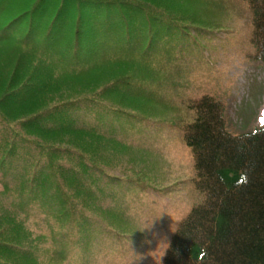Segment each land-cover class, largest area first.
<instances>
[{
	"label": "trees",
	"instance_id": "16d2710c",
	"mask_svg": "<svg viewBox=\"0 0 264 264\" xmlns=\"http://www.w3.org/2000/svg\"><path fill=\"white\" fill-rule=\"evenodd\" d=\"M224 1L0 0V264L114 262L137 207L104 206L98 180L122 199L165 190L141 174L170 146L189 151L192 193L158 213L160 264H264V124L233 134L215 92L172 98L199 81ZM241 1L264 61V0Z\"/></svg>",
	"mask_w": 264,
	"mask_h": 264
},
{
	"label": "rangeland",
	"instance_id": "374dc122",
	"mask_svg": "<svg viewBox=\"0 0 264 264\" xmlns=\"http://www.w3.org/2000/svg\"><path fill=\"white\" fill-rule=\"evenodd\" d=\"M220 8L228 16L226 18L228 21L221 29L214 30L211 35H205L203 39H200L205 49L202 72L196 71V78L199 81L195 82L191 79V85L185 90H176L172 98L173 103L184 106L183 101L194 98L203 90L209 93L215 92L224 102L227 128L233 133H240L250 130L264 120V63L258 60L250 45V11L246 4L241 0H225L221 7L207 8L213 10L205 9L204 11L217 16L220 14ZM207 59L209 63L206 62ZM196 69H198L196 66H191L189 72H186V69L183 72L193 78ZM81 83L83 87L88 85L87 81ZM182 110L185 111V106ZM167 132L173 131L167 130ZM173 140L177 142L176 139L169 142ZM169 148L167 152L164 151L166 156L163 157L152 153L150 160H153L155 165L150 167V160L146 162L142 169L145 171L141 176L144 177L142 180L144 184L146 181L149 183L154 181L161 183L164 187H168L170 182L177 180L180 183L175 189L180 191L173 195L166 194V190L169 189L163 190L157 187L154 190L148 189L149 195L141 194L139 200L132 201L125 199L126 196L124 199L117 195L113 197L104 179L98 180V185L103 190L101 200L104 206L118 203L124 208L137 207L136 214L132 212V207L125 210L123 214L126 224L129 225L127 230L132 232L134 237H125L114 251V254L119 255L120 258L109 264H160L163 254L160 248L164 249L169 239L164 241L167 237L166 229L158 213L161 210L172 213L171 211L176 208L179 209L183 204L188 203L187 197L191 193L188 187L183 186L185 183H181V180L188 181L191 174L189 152L180 146ZM103 152L105 155L112 154L110 148L103 149ZM12 173L16 176L17 171L14 170ZM3 180L4 177L0 171V190ZM7 201L9 200L2 199V202ZM101 216L104 222H108L104 215ZM137 245L141 247L142 252L138 251ZM110 251L107 250L106 253L111 254Z\"/></svg>",
	"mask_w": 264,
	"mask_h": 264
},
{
	"label": "snow or ice",
	"instance_id": "6c2138e0",
	"mask_svg": "<svg viewBox=\"0 0 264 264\" xmlns=\"http://www.w3.org/2000/svg\"><path fill=\"white\" fill-rule=\"evenodd\" d=\"M262 123H264V121H262Z\"/></svg>",
	"mask_w": 264,
	"mask_h": 264
}]
</instances>
